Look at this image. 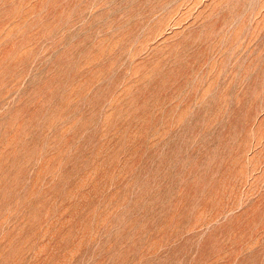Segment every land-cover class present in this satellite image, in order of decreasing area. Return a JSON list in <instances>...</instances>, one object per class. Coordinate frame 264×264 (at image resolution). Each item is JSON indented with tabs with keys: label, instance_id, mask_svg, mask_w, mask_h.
<instances>
[{
	"label": "rangeland",
	"instance_id": "obj_1",
	"mask_svg": "<svg viewBox=\"0 0 264 264\" xmlns=\"http://www.w3.org/2000/svg\"><path fill=\"white\" fill-rule=\"evenodd\" d=\"M0 264H264V0H0Z\"/></svg>",
	"mask_w": 264,
	"mask_h": 264
}]
</instances>
